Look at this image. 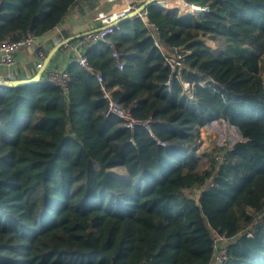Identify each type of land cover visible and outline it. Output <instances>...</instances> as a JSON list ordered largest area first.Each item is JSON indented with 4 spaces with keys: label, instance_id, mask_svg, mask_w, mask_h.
<instances>
[{
    "label": "trees",
    "instance_id": "1",
    "mask_svg": "<svg viewBox=\"0 0 264 264\" xmlns=\"http://www.w3.org/2000/svg\"><path fill=\"white\" fill-rule=\"evenodd\" d=\"M79 1L0 0V41L46 35ZM200 1L201 18L149 5L117 24L122 70L106 42L83 54L148 126L108 114L77 62L66 93L0 84V264H264V0ZM217 120L241 140L202 151Z\"/></svg>",
    "mask_w": 264,
    "mask_h": 264
},
{
    "label": "built area",
    "instance_id": "2",
    "mask_svg": "<svg viewBox=\"0 0 264 264\" xmlns=\"http://www.w3.org/2000/svg\"><path fill=\"white\" fill-rule=\"evenodd\" d=\"M97 7L90 14V21L93 24V29L85 32L80 39L76 41V44L72 45L71 42L63 44L60 51L73 52L74 56L72 62H77L78 65L85 69L87 72L91 73L96 84L99 85L103 92V98L107 103V113L119 117L125 121V127H133L135 124H143L148 126L145 122H139L131 118L128 110L123 109L117 101H115L111 95V92L106 89L102 74L99 71L94 70L86 61L83 56L85 48L95 44L99 41L106 42L110 45L113 50V57L116 60V66L119 70L123 69L122 64L119 61L121 53L116 51L112 44L108 41V36L113 34L117 24L114 22L124 16H127L129 12L135 10L138 6L135 2L131 0H97ZM154 5L158 8H163L166 10L174 11L178 18H183L187 16H192L195 18H201L205 13L209 11L208 6L200 5L192 0H157ZM137 17H140L143 21H146V14L143 11L139 13ZM37 37L31 33H27L19 41H0V66L5 71V76L2 79L3 82L9 83L15 80V60L14 54L25 47L34 46L36 53V69L38 70L42 63L44 62L47 52L41 44L37 41ZM65 40L58 39L56 42L59 43ZM185 52L173 48V54L167 55L165 57V64L169 66L171 70V76H176V74L181 70L182 61L184 59ZM44 78L52 85L62 88L66 93L67 83L69 79V74L66 69L55 68L50 70H44ZM168 85V83H167ZM185 89L189 87L188 83L182 82ZM264 216V212L257 218L255 223H260ZM251 229L245 231L247 236L251 235ZM215 250V262H222L226 259V248H217L214 245Z\"/></svg>",
    "mask_w": 264,
    "mask_h": 264
},
{
    "label": "crops",
    "instance_id": "3",
    "mask_svg": "<svg viewBox=\"0 0 264 264\" xmlns=\"http://www.w3.org/2000/svg\"><path fill=\"white\" fill-rule=\"evenodd\" d=\"M135 2L137 6L142 4L146 0H131ZM97 0H80L67 14L65 20L60 27H57L53 31L37 39L39 44L43 46L45 51L48 52L58 44V39L72 38L70 41L72 45L76 44V41L80 39V34L85 33L88 30L93 29L91 23L90 14L97 7ZM86 49V48H85ZM73 52L57 51L51 60L49 61L46 70L62 68L66 69L70 63H72ZM15 60V73L16 79H28L33 77L36 72V53L34 46H29L18 50L14 54ZM45 72L42 74L44 77ZM5 76L4 69L0 66V80ZM3 81V80H2Z\"/></svg>",
    "mask_w": 264,
    "mask_h": 264
},
{
    "label": "rangeland",
    "instance_id": "4",
    "mask_svg": "<svg viewBox=\"0 0 264 264\" xmlns=\"http://www.w3.org/2000/svg\"><path fill=\"white\" fill-rule=\"evenodd\" d=\"M201 2L200 0H194ZM264 79V75H263ZM201 144L200 149L202 151H209L213 148L227 149L234 143L241 140L240 134L234 127L230 126L222 120H217L209 123L200 131ZM216 158L221 159V151H217ZM115 172V170H114ZM117 173H121L119 169H116ZM215 246L219 249L227 247V241L223 238L215 237Z\"/></svg>",
    "mask_w": 264,
    "mask_h": 264
},
{
    "label": "water",
    "instance_id": "5",
    "mask_svg": "<svg viewBox=\"0 0 264 264\" xmlns=\"http://www.w3.org/2000/svg\"><path fill=\"white\" fill-rule=\"evenodd\" d=\"M157 0H146L144 1L142 4H140L135 10H132L131 12H129L127 14V16H124L123 18L118 19L117 21L114 22V24H119L120 22H122L123 20L126 19H131L134 17H137L139 13H142L145 8L149 5H154V3ZM72 40V38H67L61 42H59L58 44H56L47 54L44 62L42 63V66L37 70L36 74L28 79H15L9 83H5L2 80H0V84L4 83L8 86H21L24 84H29V83H35L38 82L45 70V68L47 67L49 61L51 60V58L53 57V55L60 50V48L63 46V44L68 43Z\"/></svg>",
    "mask_w": 264,
    "mask_h": 264
}]
</instances>
